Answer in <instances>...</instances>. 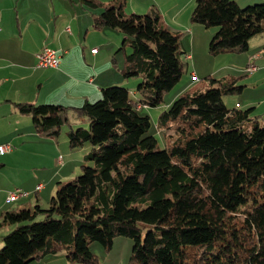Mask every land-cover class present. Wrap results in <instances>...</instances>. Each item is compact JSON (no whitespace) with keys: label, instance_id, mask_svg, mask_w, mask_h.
<instances>
[{"label":"trees","instance_id":"1","mask_svg":"<svg viewBox=\"0 0 264 264\" xmlns=\"http://www.w3.org/2000/svg\"><path fill=\"white\" fill-rule=\"evenodd\" d=\"M79 1L94 28L124 35L121 73L139 76L143 95L134 99L128 88L109 85L79 106L14 103L39 134L58 138L65 125L70 148L88 143L91 150L82 172L58 182L45 206L1 213L0 264L48 254L99 264L89 243L109 249L117 235L133 241L128 264H264V122L254 105L223 100L243 90L240 76L207 75L213 85L179 93L158 113L159 147L145 134L149 117L137 105L160 104L187 69L183 32L162 24L154 5L126 14V0ZM189 19L216 27L211 52H242L264 31V3L194 0ZM78 121L88 126L73 128Z\"/></svg>","mask_w":264,"mask_h":264},{"label":"crops","instance_id":"2","mask_svg":"<svg viewBox=\"0 0 264 264\" xmlns=\"http://www.w3.org/2000/svg\"><path fill=\"white\" fill-rule=\"evenodd\" d=\"M19 2L20 0H0V144L11 145L9 151L0 150V215L5 210L30 208L35 203L45 206L43 203L47 204L57 183L61 182L58 180L56 185L51 184V188L47 192L45 191L47 184H42L41 180L37 179L39 175L36 170L44 167L43 160L46 158L48 150H51L54 159L56 158L61 144L66 141L65 133L61 138L39 134L33 125L31 116L19 112L15 102L35 104L52 102L79 106L86 101L92 102L99 98L102 88L110 84L125 86L123 84L131 85L134 82L133 79H125L121 73L124 51L118 52V50L122 44L120 39L123 37L122 40H124L123 34L108 26L94 28L91 24L90 10H86L80 1V9L69 6L68 15L58 25L54 24V17H51L45 22L46 26H27V24L35 23L37 14L34 8L20 9ZM131 2L136 6L131 5V10L141 13L145 10L144 8H147L150 0ZM24 5V2L21 3V7ZM191 9L188 8V11L190 12ZM178 11L183 12L181 8L177 7L174 13ZM23 18L26 19L23 20ZM69 20L73 22L74 26ZM51 21L55 26L51 25ZM162 24L202 26L200 23L191 22L188 18L183 21L177 18L175 23L164 19ZM66 27L69 28V31L66 30ZM212 32L213 29L209 31L210 34ZM27 34L35 41L29 40L26 45L23 37ZM253 39L254 37H251V42L248 40L249 50H246L248 55L244 56L245 63L242 62L243 70L248 63L253 62L254 58L258 59L264 55V49L250 50ZM259 41H262V38H259ZM44 45L57 50L59 54L57 67L37 65L36 53ZM93 48L95 51H92ZM186 54L187 60H189L191 54L188 51ZM256 66L257 69L254 72L261 70L260 65ZM125 87L127 88V86ZM188 87L186 84L183 85V88ZM180 91L181 89L176 94ZM246 102L251 106L255 99L247 98ZM89 146L84 144L79 150H76L78 152L69 148L65 160L57 159L58 168L46 177V183H53L56 176L68 178L69 172L83 160ZM75 153L78 156H74ZM71 166V169L64 170ZM38 183H41L42 187L35 190ZM13 188H20L28 193L13 201H7L6 195ZM50 257L57 258L63 263L61 254H48L41 259L45 260ZM67 263L73 264L72 262Z\"/></svg>","mask_w":264,"mask_h":264},{"label":"rangeland","instance_id":"3","mask_svg":"<svg viewBox=\"0 0 264 264\" xmlns=\"http://www.w3.org/2000/svg\"><path fill=\"white\" fill-rule=\"evenodd\" d=\"M103 2H106L107 0H101ZM131 1L135 0H128L127 4L124 5V11L126 14L129 13H145L151 6H155L154 8L157 9V11L160 14L162 23V20H169L172 23H175L176 19H180L181 21L189 19L190 12L188 11V8H193L194 6V0H150L147 5V8H144L143 12H138L137 10H131V5L133 7L135 6V3H132ZM236 3L240 7H245L246 5H251L255 3H264V0H235ZM25 3L23 7H21V3ZM79 0H20L19 7L20 9H26L28 8H34L35 13L37 14V20L34 24H27V26H46L45 22L48 21L49 18L54 17V24L58 25L59 22L68 15L67 12L69 11V6H72L73 8H79L80 4ZM187 6V7H186ZM181 8L183 12L178 11L175 12V8ZM186 9H183L185 8ZM86 10H89L86 8ZM86 14V13H85ZM85 16L88 15L86 14ZM27 17V16H26ZM26 18H23L25 20ZM71 22V20H69ZM81 22V21H80ZM51 25H53V22L51 21ZM188 23V22H187ZM71 25H73V22H71ZM90 25V24H89ZM180 25V24H179ZM189 25V24H188ZM177 29H180L183 33L180 36V45L181 47L184 46L186 51L191 54V58L188 60V67L185 70V72L182 74L181 78L177 83H175L169 90L165 91L163 94V100L160 104L157 106H145L143 105L142 108H138L137 111L141 115H148L150 125L145 132V134H153L156 139L158 140V146L163 147L162 143V135L160 130L157 128L158 124V113L166 109L168 105L171 103V101L183 90L187 88H183V85L186 84V87L190 86L194 89L203 90L213 84L210 83V81L205 77L207 75H210L214 78H218L221 76L226 75H234V76H240L239 83L243 84V90L237 93H234L232 95H225L223 97V100L225 101V104L228 107L234 106V103L237 101L239 104V108L245 109L249 107L250 105L247 104L246 99L251 98L255 99V102H253V105L255 106V110L253 111L255 118L259 122H264V55L260 58H254L253 62L256 65L261 66V70H258L256 72L253 71V74L245 73L242 69V62L245 63V57L248 55V53L245 51L242 52H219V53H213L209 50V41L211 39V36L214 34L216 27H205V26H172ZM39 29V28H38ZM213 29V32L210 34L209 31ZM34 32H37V30H34ZM40 36V35H39ZM124 36V35H123ZM254 39L252 40L251 44V51H256L258 49H264V44H260L261 42L264 43V31L256 34L254 36ZM33 37L29 36V34L25 35L23 39L27 43L29 40L31 42L35 41V39H32ZM259 38H262V41H259ZM40 39H42L40 37ZM123 37L120 39V43H122ZM251 39V38H250ZM249 39V41H250ZM248 41V42H249ZM251 42V41H250ZM183 45V46H182ZM50 47V46H49ZM53 48V47H51ZM55 49V48H53ZM249 50V49H248ZM118 52H123V50L120 48ZM245 56V57H244ZM244 57V58H243ZM191 71L194 72L197 80H193L191 76ZM137 78V79H136ZM125 79H133L134 82L131 85L127 86L130 95L134 99L141 98L143 95V92L139 91L136 87L137 83L139 82L140 78L139 76H127ZM110 85H120V84H110ZM122 86V85H120ZM124 86V87H125ZM135 92L133 93L132 90ZM181 91L177 93L178 90ZM96 100V99H95ZM93 100V101H95ZM92 101V102H93ZM260 101V102H258ZM49 104H52V102H48ZM168 103V104H166ZM39 104V103H37ZM57 104V103H54ZM140 107V105H137ZM73 128H76L78 126H84L87 127V122H77L73 123ZM65 125L62 126L63 130L60 134V138L63 136V131ZM88 144V143H85ZM2 145V144H0ZM89 146V145H87ZM69 144L66 137V141L61 144V148L59 151H57V156L54 159L52 151L48 150L46 152V158L43 160V168H38L36 170L37 174L39 175L37 179L41 180V183L47 184L46 190L51 188V184L56 185V181L60 180V183H63L65 181H68L72 179L73 177L79 175L82 172L81 165L85 162L82 160L78 163V166L74 168L71 172H69L68 178H59L56 176L54 178L53 183L48 182L46 183V177L49 176L52 171L54 172L58 166H57V159L60 157L62 160H65L67 157V151H69ZM80 147L76 148H70L71 150H75V152H78L76 150H79ZM1 150V149H0ZM81 150V149H80ZM91 150V147L89 146L86 150V152H89ZM2 151V150H1ZM0 151V152H1ZM85 152V153H86ZM84 154V153H83ZM59 155V156H58ZM74 156H78L77 153L74 154ZM71 167H67L64 170H69ZM43 205H46L43 203ZM9 230H4V233H7ZM132 239L130 237L124 236V235H117L113 237L112 244L109 249H105L101 243L98 241H91L89 243V248L93 252V254L97 257L99 264H128L129 255L132 247ZM2 246V243L0 244V247ZM63 263H61V260H58L57 258H49V259H41L40 261H31L28 264H69L67 262H72L73 264H81L78 261H68L63 254ZM67 260V261H66ZM46 262V263H44Z\"/></svg>","mask_w":264,"mask_h":264},{"label":"built area","instance_id":"4","mask_svg":"<svg viewBox=\"0 0 264 264\" xmlns=\"http://www.w3.org/2000/svg\"><path fill=\"white\" fill-rule=\"evenodd\" d=\"M66 30L69 31V28L66 27ZM92 51H95V48L92 49ZM187 58V54L185 55ZM37 57V65L42 66V67H57L58 62H59V54L57 53L56 49H48L47 45H44L41 50H39L36 53ZM257 69L256 64L253 62L248 63L244 70L246 72H253ZM192 79L197 80L194 72L191 73ZM0 149L2 151H9L11 150V145L9 144H2L0 145ZM60 159V157H59ZM42 187L41 183L36 184L35 190H39ZM27 191L22 190L20 188H13L12 190L8 191L6 195V200L7 201H13L17 199L20 196L27 195Z\"/></svg>","mask_w":264,"mask_h":264},{"label":"bare ground","instance_id":"5","mask_svg":"<svg viewBox=\"0 0 264 264\" xmlns=\"http://www.w3.org/2000/svg\"><path fill=\"white\" fill-rule=\"evenodd\" d=\"M48 49H53V48H51V47L48 46Z\"/></svg>","mask_w":264,"mask_h":264}]
</instances>
